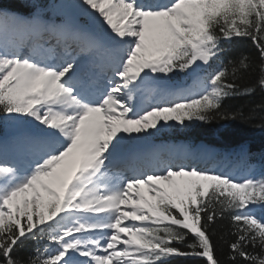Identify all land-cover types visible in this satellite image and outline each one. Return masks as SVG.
I'll list each match as a JSON object with an SVG mask.
<instances>
[{"label": "snow or ice", "instance_id": "1", "mask_svg": "<svg viewBox=\"0 0 264 264\" xmlns=\"http://www.w3.org/2000/svg\"><path fill=\"white\" fill-rule=\"evenodd\" d=\"M74 6L84 23L52 21L40 4L26 14L0 4V114L27 125L15 156L0 152V264H170L174 257L221 264L211 229L225 213L235 237L227 259L264 264V172L218 170L214 155L215 167H199L187 149L155 154L140 169L121 166L165 127L238 118L221 111L222 102L255 90L240 93L235 83L255 68L243 55L207 71L226 42L251 41L264 90V0ZM202 69L197 89L169 83L170 74ZM143 93L152 101L146 107ZM236 155L246 161L247 148ZM36 238L55 252L17 259Z\"/></svg>", "mask_w": 264, "mask_h": 264}, {"label": "trees", "instance_id": "2", "mask_svg": "<svg viewBox=\"0 0 264 264\" xmlns=\"http://www.w3.org/2000/svg\"><path fill=\"white\" fill-rule=\"evenodd\" d=\"M0 4L20 14L31 11L32 4H40L44 6L46 18L60 22V19L71 18L70 4H73V0H0ZM223 47L225 54L221 56L220 60L213 62L212 68L207 69V71L215 70L222 62L227 64L230 60H238L243 55L250 58L253 68H255L254 71L250 70L235 80L240 93H243L246 88H254L255 90L250 94L230 96L222 102L221 111L230 116L235 114L238 118L234 120L217 119L208 123L186 122L188 127L176 124L172 128L165 127L156 136L150 137L147 141L135 146L142 144L160 146L183 142L190 145L194 150H198V146L201 144L218 148L217 160L226 164L228 162L225 158L236 155L240 147L244 146L248 150V158L244 161L236 156L237 163L234 170H237L240 176L247 172L250 167L253 174L259 175L264 172V90L256 86L259 76V70L256 67L259 63L258 53L251 41L246 38H236L231 42H226ZM204 75H206V71L203 69L191 75L177 72L170 74L169 83L197 89V80ZM241 114L243 118H240ZM25 128L27 125L23 122L6 119L3 114H0V139L4 140ZM233 230L229 213L218 218L211 229V238L216 246V255L221 264H231L227 257L229 253L228 244L235 239L231 235ZM44 248H48L50 252H55V245L50 244L46 238L30 239L26 241L22 249L15 253V257L27 262L36 255L37 249L43 250ZM170 264H196V262L191 258L174 257L170 260Z\"/></svg>", "mask_w": 264, "mask_h": 264}, {"label": "rangeland", "instance_id": "3", "mask_svg": "<svg viewBox=\"0 0 264 264\" xmlns=\"http://www.w3.org/2000/svg\"><path fill=\"white\" fill-rule=\"evenodd\" d=\"M80 18H82V17H81L80 10L78 9V19L81 21V23H84L85 21L83 22ZM86 63H87V62H83V63H81V69H80L81 71L84 70V69L87 70V68H86ZM146 95H147V93H143V94H141V97H140V100H139V106H141V107H146V106L148 105V103L152 102V101H149V99H146V98H145ZM134 102H136V101H134ZM14 140H15V139H11V140H10V142H9V143H10L9 147H4L3 149H0V152H6V153H7L9 159L13 158V157L15 156V154H16V146H15V144H14ZM184 149H185L184 147L180 146V147L178 148V151H180V150H184ZM151 151H152V150H151ZM138 152H141L140 154H142V153L144 152V150L141 149V150L135 152V153H137V155H131L130 158L134 161V164H128V166L133 167V168H137V169L143 168V166H144L146 163H148L149 161H151V160L153 159L154 155H155V154H153V152H151L150 155L147 156V159L145 160L146 163L142 165V163L140 162V160H141V155H140V154L138 155ZM209 155H212V153L210 152ZM121 163H122V162H121ZM198 165H199V164H198ZM121 166H122V164H121ZM140 166H141V167H140ZM199 167H200V166H199ZM126 174L129 175V176L132 175L131 172H127ZM122 207H123V206H122ZM125 223H131V221H126ZM79 259H83V258L80 257Z\"/></svg>", "mask_w": 264, "mask_h": 264}]
</instances>
